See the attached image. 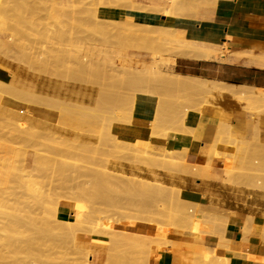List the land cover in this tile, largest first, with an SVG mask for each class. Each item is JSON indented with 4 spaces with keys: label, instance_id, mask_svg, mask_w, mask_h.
<instances>
[{
    "label": "rangeland",
    "instance_id": "1",
    "mask_svg": "<svg viewBox=\"0 0 264 264\" xmlns=\"http://www.w3.org/2000/svg\"><path fill=\"white\" fill-rule=\"evenodd\" d=\"M67 1L66 17L57 19L52 16L51 7L49 8L52 0H0V21L3 19L5 23L3 22L2 25L6 24L3 28L1 26L4 35L0 36V44L3 42L6 46H0V79L13 84L12 76L15 74L14 79L17 84L21 81L18 86L21 88L24 86L23 89H25L21 93L0 89V190L6 189L4 195L6 202L2 204L3 206L0 203V214L3 215L0 219L4 217L3 224L0 220V230L6 229L3 232L7 233L10 228L6 221L7 214H12L23 222L17 227L21 236L7 235L6 238H3L5 236L0 238V250L3 251L2 246L6 250L0 251V260L2 255L12 258L3 257L4 261L1 260L3 262L1 264H6V262L13 264V260L15 264H74V261H78L77 258L81 256L76 254L78 252L76 248L82 241L89 242L87 247L93 250V254L102 261V264H145V258L147 261L152 255L151 252L157 249L154 246V249H149L152 248L149 247L152 244L146 247L147 244L138 239L142 237L144 231L141 229L144 230L147 223L153 228L158 225L157 229L167 227L181 238L176 240L175 244L166 246L167 249L164 248L167 261L174 259L176 264H234L239 259L246 261L249 256L239 254L241 251L237 250L240 249L241 239L252 242L253 236L264 235V112L252 113L245 107V102L234 100L228 95L220 97L213 89L214 85L217 87L225 85L231 87L232 85L184 75L190 71L187 68L189 65L184 60L189 58L178 52L173 54L176 61L180 59L174 72L182 73L186 77L188 84L184 87L171 86L161 76H140L125 72L113 74L104 73L101 70H94L90 74H76L72 71V64L69 66L70 62L64 55L65 50L69 47L73 50L87 49L89 46H94L98 50H110L114 47L115 37L126 35L127 24L106 21L105 24L97 27L91 20L81 25L78 21L72 20L69 13L87 8L91 10L100 8L106 11L110 5L128 11L130 2L128 0ZM97 3H100L98 7L95 6ZM202 8L215 7L203 5L198 9L199 15ZM183 14L185 17L178 15L171 18L173 23L161 22L162 24L154 25L147 22L140 27H143L145 33L149 31L151 36H161L177 43L178 39L175 37L177 31L185 29L178 25V20H191L194 13L188 11ZM128 27L130 28V25ZM132 27H134L133 24L130 30L136 29L135 33L142 31L140 27L136 26L135 29ZM142 33L144 34V31ZM141 51H131L130 56L149 60L150 56L143 53L145 51ZM225 55L228 57L225 58ZM231 56H245L252 61L264 62V55L230 53L226 45L210 61H226ZM62 60L65 61L64 65L68 66L69 70L72 69L67 70L69 74L64 71L66 67L62 64ZM6 74L8 76H5ZM233 88L264 92V89L257 88L237 86ZM212 92L216 95L214 96ZM48 97L52 99L49 100ZM65 98L67 102L64 101ZM209 99L213 100V105L210 106H214L212 109L218 115L217 119L220 121L218 124L228 126L229 136L234 141L247 144L246 148L237 153L241 166L230 179L226 178L222 164H220L222 159L219 157L231 151L226 143H219V141L213 150L208 151L212 157L210 169H205L199 174V167L194 166L197 171L192 172L191 167L190 171L184 174V171H181L178 165L176 166L187 159L185 162L189 163L191 157L195 159L200 146L205 149L206 145L215 144L214 138L217 139L216 133L219 131V125L210 114L203 123L204 129L199 131L201 109L205 108L203 102ZM82 101H88L91 104L90 111L94 112V114L90 113L93 116V122L87 127L76 123ZM184 107L189 111L182 122L178 113ZM136 108L141 114L150 117L146 121L151 124V129L156 134L155 137L142 132L144 131L142 125L137 121L133 122ZM160 108H164L165 112L160 114L158 112ZM195 109L198 111L196 112ZM175 110L177 112L173 114ZM63 113H67L64 118H62ZM118 123L126 125V129L119 135L117 128L114 127V124ZM141 135H144V138H141ZM219 137L226 138L227 136L222 131ZM118 139L123 140L120 142ZM140 139L153 140L146 142ZM172 140L178 143L173 145ZM168 142L170 144H167ZM196 152L197 155H195ZM36 158L38 161L35 160ZM146 158L157 159L153 171H151L152 166L144 163ZM255 160L259 164H254ZM20 168L25 173L33 171L32 174L36 175L43 187L42 192H32L24 184L21 185L9 176L10 174L18 175ZM118 171H124L127 174L134 172L144 179L159 180L164 183V186H169L167 189L168 192L170 191L169 196L171 192L176 193V190L171 191V188H178L182 191L181 196L186 201L192 195L188 190L192 189L197 192L194 194V199L198 203L187 201L192 204H183L176 198L173 200H170L172 197L164 198L165 195L162 193L167 192L155 190L156 192L153 193V190L139 186L138 188L122 178ZM199 203H202V206H199ZM74 205L86 211L87 218L82 228L79 227L78 231L75 228V231L71 232L65 224L61 226L62 223L58 222L56 216H54L56 219L53 217L54 222L52 216L55 213L54 209L67 214ZM182 207L189 214H192L191 210L194 214L198 210L197 213L200 215L193 220L189 217H182L178 213ZM49 208L54 210L53 212L50 210L53 214H49V211L47 213ZM35 210L36 212H31ZM31 218H34L32 219L34 223L29 222ZM68 218L74 220V217L69 214ZM39 219H42L41 222ZM215 219L219 222L214 223ZM220 219L224 225L225 221L229 223V225L226 224L228 229L226 226L224 229ZM239 219L242 221L239 229L247 238L231 240L228 232ZM43 220L48 225H45ZM35 221L40 223L41 228L44 226V230L43 228L38 230L39 225L37 222L35 224ZM145 222L146 225H144ZM57 223H60L59 229H57ZM213 223L219 224L213 226ZM24 224H26L25 232L19 229L24 228ZM31 224L37 226L38 231H34L35 227ZM220 224L223 225L222 228L217 227ZM3 225L9 227L4 229ZM48 226L53 229L48 228L44 232ZM83 228L87 230L84 232ZM62 230L63 232H60ZM73 232L75 236L71 234ZM187 234L194 237L189 238ZM25 236L33 239L35 254L32 253L33 250L31 252L25 250L26 254L22 253L24 249L21 246L19 248L21 251L16 249L18 245H24L21 242L26 241ZM9 240L12 245L9 244ZM1 241L6 242L5 245ZM16 242L18 245L14 244ZM149 250L150 253L144 255ZM14 252L17 253L14 254ZM147 255H150L148 259ZM232 259L237 260L231 263ZM149 264L152 263L149 261Z\"/></svg>",
    "mask_w": 264,
    "mask_h": 264
},
{
    "label": "bare ground",
    "instance_id": "2",
    "mask_svg": "<svg viewBox=\"0 0 264 264\" xmlns=\"http://www.w3.org/2000/svg\"><path fill=\"white\" fill-rule=\"evenodd\" d=\"M128 1L130 2V5L128 6V8H129L128 11H123V10H120V8H118V7H114V6L110 5L109 6L110 8L108 10H106V11H102L100 8H95V9H92V10L89 9V8H87L85 10L82 9L79 12L72 11L71 13H69V14H71L70 18L72 17V20L78 21L81 25L86 24L87 22H89L91 20L95 22V24H96L97 27L100 24H105L106 21L108 23L115 22V23H119V24L122 23V25H124V24L126 25L127 24L126 25V30H125V31H127L126 35L124 33V35H125L124 37H121V36L120 37L119 36L118 37H115V42L113 43V46L114 47L112 49H110V50H101V49L98 50V48H96L94 46H89L87 49L79 48L77 50H73L70 47H69L70 49L69 48L68 49L66 48L67 50H65V54L64 55L67 58V61L70 62V65L69 66H71V64H72V66H73V68L71 67L73 69V70L71 69L72 71H74L76 74L77 73H79V74H81V73H84V74L89 73L90 74L94 70L95 71L101 70V72H104V73H108L109 72V73H113V74L115 72H116V74H118V72L119 73L125 72V73H130V74L133 73L134 75H140V76L141 75H149V76H153V77L161 76V77H163L166 80L167 84H169L171 86L184 87V86H186L188 84L187 80H185L186 77L184 75L180 74V73L174 72V68H175L176 62H177L176 59H175V57H174V55H173L175 52H178L182 56H185L186 58H189L191 60H205V61H210V59H212L214 56H216L217 53L221 49H224L225 48V38L222 37L221 36V33H220L221 32L220 30H221L222 25H216V24H214L212 22L211 23L210 22H206L199 15V13H198V9L201 6H203V5H209V6H213L215 8L218 7L219 0H128ZM67 3H68L67 0H52L51 6H49V8L51 7L50 9H51L52 16H54L57 19H59V18L62 19V17H64V16L66 17L65 14L68 13L67 10H66ZM98 5H100V3H97L95 6L98 7ZM188 11H192L194 14H193L191 20L188 19V18H187L188 20H184V19L183 20H180V19L178 20V25H180L181 27H185V29H181V30H178L177 31V34L175 35V37L178 39V42L177 43H174L171 40H169L167 38H163L161 36H155V35L154 36H151L152 34L149 35V33H148L149 31H147V30H146L147 31L146 33H148V35H146L145 30L142 29L143 27L142 28L140 27V26L145 25L147 22L148 23H151V24H154V25L160 24L161 22L162 23H165V22H171V23H173L174 22L172 20L173 17L178 16V15H181V17H183V16L185 17V15L183 14V12H188ZM78 16L79 17H82V18H79ZM67 17L69 18L68 15H67ZM1 21H0V36H3L4 35V32L1 29V26L3 28V27L6 26V24H4L5 26L2 25L4 21H3V19ZM60 22H61V20H60ZM129 23H132L134 25V27H136V26H137V28L140 27V29H142V31H144V34L142 33V31L141 32H138V33H135L134 31L136 29L134 27H132V29L134 28L135 30H130L132 24H129ZM128 24L130 25V28L129 27L127 28V26H129ZM151 24H148V25H151ZM165 26H167V25H165ZM188 26H190L191 28L190 27L187 28ZM144 28H148V26H144ZM123 29H124V26H123ZM67 31H70V30H67ZM3 45L6 46V44H4L2 42V44H0V46H3ZM80 46H81V44H80ZM141 50L145 51L143 53H146V54H148L150 56V59L149 60H144V59H140V58H133V57L130 56L132 54L131 51H133V52H142ZM1 55H2V52H1ZM64 55H63V59H64ZM66 58H65V60H66ZM62 62H63V60H62ZM64 62L62 63L63 65H64ZM262 65H264V64H262ZM64 66H63V68H64ZM0 67H1V64H0ZM60 67H61V65H60ZM65 67L66 68H64V69H66V70H64V71L67 72L66 74H69L70 72L68 73V71H67V70H69V67L68 66H65ZM71 70H69V71H71ZM62 71H63V69H62ZM14 75L12 76V78L14 80V82H12L13 84L7 83V81L4 82L3 80L0 79V89L10 90V91H14V92H17V93L24 92L25 91V89H23L24 86L22 88L18 86L19 82H21V81H19L18 84H17L16 80L14 79V78H16V76H14ZM5 76H8V75L6 74ZM81 83H82V81H81ZM22 84H21V86H22ZM93 84H95V83H93ZM209 86H213V85H209ZM216 88H218V89H216ZM71 89H72V87H71ZM101 89H102V87H101ZM213 89H214L215 92H217V94L220 97H222L224 95H228V96H231L232 98H234V100L236 99L237 101H240V102L242 101L243 103L245 102V104H246L245 107L249 111H252V113H254V112L255 113H257V112L258 113L264 112V92H262V91H254L252 89L251 90H239V89L233 88V86L228 87L226 85L223 86V87H217L216 85H214L213 86ZM213 92H212V94H213ZM72 93H73V91H72ZM67 94H69V93H67ZM69 95H72V94H69ZM77 95H78V93H77ZM63 96H66V95H63ZM228 96H226V97H228ZM60 97H61V95H60ZM48 98H49V100L52 99L51 97H48ZM212 99H209L208 101L206 100V102H203L205 108L201 109V113L202 114H201V117L199 119V122H200L199 131H202L204 129V124L203 123L205 122L208 114L211 115L212 119L217 124L218 123L220 124L219 119H217V116L218 115H216L215 112H214V110L212 109V107H214V106H212V107L210 106V105H213V103H212L213 100ZM81 100H82V98H81ZM64 101H66V98H65ZM97 102H99V101H97ZM73 103H75V102L73 101ZM79 104H80V100H79ZM65 105H67V104H65ZM76 105L78 106V104H76ZM90 105L91 104L88 103V101L87 102L86 101H82L81 102V105L79 106L80 111L78 110L79 111L78 112L79 115L77 114L78 117H77V122L76 123H79L83 127L84 126L87 127L90 124H92V122H93V116L90 113H93L94 114V112L90 111V107H91ZM242 108H240V109H242ZM91 109L93 110V108H91ZM7 111H10V109H7ZM188 111H189V109H187L186 107H184L182 110H179L178 115L180 114V120L182 122L184 121L185 117L187 116ZM195 111L197 112L198 109H195ZM158 112L160 114H162V113L165 112V109L164 108H160V109H158ZM176 112L177 111L175 110V112H173V114H175ZM67 113H63L62 114L63 115L62 118H64L65 116H67L66 115ZM71 115H73V114H71ZM149 118L150 117H148L147 115L141 114L138 111L137 108L134 110L133 122H136L137 121L138 123H140L142 125V127L144 128V131L142 130V132H147V134L149 136L155 137L156 134L151 129V124L146 121ZM42 119H45V118L42 117ZM70 119H71V117H70ZM114 127L117 128V134L118 135L123 130L126 129V125L123 124V123H118L117 125L114 124ZM184 129H186V128H184ZM220 129H222L223 133L227 136L226 138L219 137V135H222V131ZM216 136H217V139L214 138V141H215V144L214 145L208 144V145H206L205 149H202L201 146H200V149L198 151V156L196 157L197 159L195 158L196 159L195 160V159H192V157H191V160H195V161L192 162L189 159L190 162L188 163V162H185V161L188 160L187 159L184 162H181V163L176 164V166L178 165L177 167L180 168L181 171H184V174H185V172L187 174L190 171L191 167L193 169L192 172L197 171V168L195 169L194 166L199 167V174L203 170H205V169L206 170L210 169L211 162H212V157H211V155H209L210 153L208 154V151L213 150L216 147L215 145L219 141V143L220 142L226 143L227 144L226 145L227 148H229V150L231 151L230 153L221 154L220 155L221 157H219V158L222 159V161L220 162V164H222V170H223L224 174L226 175V178L227 177H229L228 179L232 178V176L234 175V173H237L236 170L239 168V166H241L240 165L241 163L238 162L239 159H238L237 153H238L239 150L242 151L243 148H246V145L247 144H246V142H237V140L234 141L233 138H231L229 136V128H228V126H225V124L219 125V131H217ZM141 138H144V135H141ZM118 140L121 142L123 139H118ZM140 140L148 142V141H152L153 139H140ZM232 141L234 143H232ZM211 154H212V151H211ZM195 155H197V152H196ZM37 159L38 158H36L35 160H37ZM46 159H49L50 160V158H46ZM146 159L147 160L144 159L145 160L144 163H146L148 166H152L151 167L152 168L151 171H153V167H154V164L157 162V159H154V158H151V159L146 158ZM153 159H154V161H153ZM149 160H152V161L150 162ZM169 160H171V159H169ZM191 162H192V165H190ZM254 164L257 165V164H259V162H257L255 160ZM132 171H134V170L132 169ZM18 172H19L18 175H14V174L11 175L10 174L9 176L12 177V178H14V179H16V181L18 183H20L21 185L24 184L26 186V188L29 189V190H31L32 192H39V193L42 192L43 187L40 185L41 183L38 182V180L36 178V175L34 174L35 175L34 176L32 174L33 171L32 172L30 171L29 173H25L20 168L18 170ZM118 173L120 174V176H122V178H124L128 183H131L133 186H137V187L139 186V187H144L145 189L147 188L149 190H153V193L156 192L155 190L161 191V192L162 191L163 192H167V193H162V194L165 195L164 198L165 197H169V198L172 197L170 200H173V198H176L179 202H181L183 204H188L189 203V202H187L186 200H184L182 198V196H181L182 191L180 189H178V188H171L172 189L171 191H173V189H174V191L176 190V193L174 194L173 192H171L172 194H171V196H169V194H170L169 192L170 191L168 192V190H167L169 186L168 187L164 186V183H161V181H159V180H154V178L152 180H149L150 178L149 179H144V178H142V176H139L138 174H136L134 172L131 173V174H127L124 171H118ZM150 174H152V172ZM152 176H154V174ZM229 181H231V180H229ZM28 192H30V191H28ZM5 193H6V189H1L0 190V203H1V205L6 202L5 201L6 199L4 197ZM159 195H160V193H159ZM157 196H158V194H157ZM48 198H50V197H48ZM157 198H159V197H157ZM161 198H162V196H161ZM169 198H168V200H169ZM55 200H56V198H55ZM65 201H67V200H65ZM156 201H158V200H156ZM163 201H164V199H163ZM48 202H50V201H48ZM164 203H163V205H164ZM171 203H172V201H171ZM166 204H168L167 201H166ZM191 204L192 203H189L188 205H191ZM193 205L197 207L196 204L193 203ZM200 205L202 206V203H199V206ZM183 207H182V210L181 211H178V213L182 217H189L191 220H193L194 218H197L198 215H200V213L199 214L197 213L198 210L195 211L196 214H194L193 210H191V211L189 210L190 213H192V214H189L187 212V210L185 209L186 206H185L184 209H183ZM54 208H56V206ZM71 209L72 210H70L69 212H67V214H64V212H58L56 209H54L55 211L54 210L53 211L55 213L53 214V213H51L53 211L51 210V208H49V210H47V213L49 211V214H53L52 219H53L54 216H56L58 218V222H61L62 223L61 226H63V224H65V226H67V228L70 229L71 232H72V231H75V228L77 230L79 227L83 226V224L85 222L84 220H85V218H87V215L85 214L86 211H84V210H82L80 208H77L76 205L72 206ZM50 210H51V212H50ZM160 210H162L161 207H160ZM31 212H36V210L35 211H31ZM47 213H46V215H47ZM68 214L69 215H72L74 217V220H70L68 218ZM7 215L8 216L6 217L7 218L6 221H8L7 224H9L10 228H9V230H7V233H5L3 231H5L6 230L5 228H8L9 226L3 225V227H4L5 230H3V228H2V230H0V231H2L5 234H3L2 232H0V238H2L3 236H5L3 238H6L7 235H13L15 237L21 236L19 234L20 232L17 230L18 229L17 227H19V225L22 224L23 222L20 219H16V217L14 215H12V214L11 215L7 214ZM43 215H44V213H43ZM0 216H3V215L0 214ZM29 217H31V216H29ZM29 217H28V219H29ZM56 217H54V218L56 219ZM215 217H217V216H215ZM228 217L229 216H227V218ZM3 218L0 219L1 220V223L4 221ZM36 218H37V216H36ZM45 218H47V217H45ZM50 218H51V215H50ZM32 219L34 220V218H31V221H29V222H32ZM218 219H217V221H218ZM41 220L39 222H41ZM187 220H188V218H187ZM187 220H185V221H187ZM24 221H26V220H24ZM45 221L48 222V220H46V219H45ZM53 221H54V219H53ZM217 221L215 219L214 223L217 222ZM220 221H221V219H220ZM26 222H24V223H26ZM29 222H28V224H29ZM36 222L37 221H35V224H36ZM43 222H44V220H43ZM228 222H230L229 219H228ZM32 223H34V222H32ZM50 223H52V222H50ZM200 223H202V222H200ZM214 223H213V226L214 225L216 226V224L217 225L219 224V223H216V224H214ZM222 223L224 225V222H222ZM37 224H38V222H37ZM44 224H45V222H44ZM59 224H58V228L57 229H59ZM147 224L148 225H146V222H145L144 225H146V227L143 226L144 227V230L141 229V231H144V232H142V237L140 236L141 238L138 237V239H141V241L143 243L147 244L146 247H148V244H150V245L152 244V246H149V247H152V248H149L151 250L154 249V247L157 248L156 250L154 249V251H153L154 253L151 252L152 255H151L150 258L148 257L150 255H147V259L149 258L150 260L149 259L148 260L152 264H162L163 258L166 257V250L165 249H167V248H165V247L166 246H171L173 243L175 244V241L176 240H179L181 238L178 237L176 234H174V231L173 230H170L167 227L162 228V229H157L156 226H158V225L155 226L156 228L155 227L153 228L152 226L149 225V223H147ZM226 224L229 225V223H227L225 221L224 229H225V226L228 229V225H226ZM38 225H39L38 227L36 226L38 228V230L39 229L42 230V228L44 230V226L41 228L40 227V223ZM45 225H48V224L46 223ZM54 225L56 226L55 223H54ZM25 226H26V224H24V228H21L20 227L19 229H23V231H24L25 230ZM32 226H34V225H32ZM49 226L47 228H45V231L44 232H46V229H48V228L53 229V228H51ZM222 226L220 224V226H217V227H221L222 228ZM36 227L34 228V231L37 230ZM203 227H205V226H203ZM85 228H87V226H85ZM133 228H131V229H133ZM209 228L212 229L211 227H209ZM136 229H135V231H136ZM55 230H53V231H55ZM82 230H84V228ZM85 230H87V229H85ZM85 230H84V232H85ZM56 231H59V230H56ZM65 231H67V230H65ZM79 231H81V230H79ZM225 231H224V233H225ZM60 232H63V230L60 231ZM71 234H74V232L71 233ZM102 234H104V232H102ZM75 235L76 234H74V236ZM111 235H113V234H111ZM242 235H243V233H242ZM13 236H11V237H13ZM217 236L218 235L216 234V237ZM220 236L223 237L224 235H220ZM188 237L190 238L191 235L190 236L188 235ZM192 237H194V236H192ZM255 237H261V239L263 238L262 240H264V235H262V234L261 235H255V236H253V238H255ZM242 238H247V236L244 234ZM20 239H21V237H20ZM74 239L72 240L73 242L75 241ZM4 240H6V239H4ZM7 240H8V238H7ZM21 240H23V238ZM32 240L33 239H31V238L29 239L28 237H26V241L21 242L24 245H18L17 242H16L17 244L16 243H14V244L15 245H18V247L16 249H19L20 246H21L22 249H24V250H22V251L20 249L19 250L22 253L26 254L24 252L25 250L26 251H29L30 250V252H31V250H33V248H34V246L32 244L33 243ZM186 241H188V240L186 239ZM241 241L242 242L239 244L240 245V249L239 248L237 249L238 251L240 250L241 252L240 253L238 252V253L239 254L242 253V255H244V256L247 257L248 256V251H249V249L251 247L252 242L251 241H248V240H245V239L244 240L241 239ZM9 242L8 243L11 244V241L10 240H9ZM1 243L3 245H5L4 243H6V242L1 241ZM88 244H89L88 241H82L81 244H80V246L76 248V250L78 251V252H76V254L79 255V256L81 255V256H80V258L79 257L78 258L76 257L78 259V261L75 260L76 262L74 261V264H102V261L93 254V250L92 249L90 250V248L87 247ZM233 244H234V242H233ZM235 245H236V243H235ZM239 245H237V246H239ZM237 246H235V247L237 248ZM2 247H3V251H6V250H4L5 247L4 246H2ZM143 247H145V246H143ZM7 248H8V246H7ZM113 249L115 250L114 247H113ZM169 249L171 250L172 248H169ZM0 251H2V249ZM116 251H117V249H116ZM21 252H19V253L21 254ZM10 253H11V251H10ZM16 253L14 252V254H16ZM32 253L35 254V251L32 252ZM149 253H150V250L148 251V253H145L144 255L149 254ZM4 254H6V253H4ZM27 255H29V254H27ZM2 256L5 257V255H2ZM12 256H13V254H12ZM0 257H1V254H0ZM3 257L1 259L2 261H4L3 260ZM14 257H15V255H14ZM28 257H25V258L27 259ZM186 257H188V256H186ZM5 258H10V257H5ZM144 258H145V256H144ZM10 259H12V258H10ZM1 260H0V264L2 262ZM17 260H18V257H17ZM148 260L146 261V258H145V261H144L145 264H146V262H148L147 264H149V261ZM34 262H35V260H34ZM192 263H194V262H192ZM6 264H8V263L6 262ZM13 264H15L14 263V260H13ZM184 264H186V263H184Z\"/></svg>",
    "mask_w": 264,
    "mask_h": 264
},
{
    "label": "crops",
    "instance_id": "3",
    "mask_svg": "<svg viewBox=\"0 0 264 264\" xmlns=\"http://www.w3.org/2000/svg\"><path fill=\"white\" fill-rule=\"evenodd\" d=\"M200 16L206 22L222 25L220 33L225 38V45L230 53L264 55V0H219L216 8H202ZM226 57L228 55H225ZM184 60L190 69L184 75L242 88L264 89V62L252 61L245 56H231L226 61ZM179 61L180 59H177L176 66ZM172 143L176 145L178 141L172 140ZM188 191L192 195L187 201L198 203L194 199L197 192L192 189ZM241 222L239 219L236 225L230 228L228 233L231 240L242 238L239 229ZM262 241L261 237H255L248 251L249 258L246 261L239 259L234 264H264ZM167 259V256L164 257L162 264H176L174 259ZM234 260L237 259H232L231 263Z\"/></svg>",
    "mask_w": 264,
    "mask_h": 264
}]
</instances>
